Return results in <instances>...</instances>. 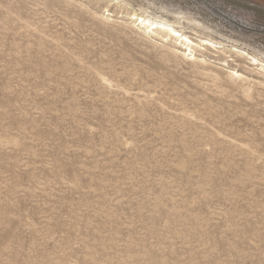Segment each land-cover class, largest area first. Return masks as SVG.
<instances>
[{"label": "rangeland", "instance_id": "374dc122", "mask_svg": "<svg viewBox=\"0 0 264 264\" xmlns=\"http://www.w3.org/2000/svg\"><path fill=\"white\" fill-rule=\"evenodd\" d=\"M134 11L217 49L184 57ZM248 56L264 0H0V264H264Z\"/></svg>", "mask_w": 264, "mask_h": 264}, {"label": "bare ground", "instance_id": "6f19581e", "mask_svg": "<svg viewBox=\"0 0 264 264\" xmlns=\"http://www.w3.org/2000/svg\"><path fill=\"white\" fill-rule=\"evenodd\" d=\"M106 13L109 14V10H107ZM108 16L113 17L114 15L111 14ZM127 21L131 23L133 22L135 28L151 38H161L163 39L161 41L163 43L169 40L174 41L180 46V48H177V51L183 52V56L191 60L196 58L197 49H200L201 51L205 50L204 47L217 49V43L212 42L211 40H201L200 42L195 41L190 35L183 30L178 29L177 26L169 21L157 20L149 15H139L135 11L128 15ZM248 59L250 60L251 66L259 67L264 70V63L260 62L257 58L248 56ZM235 76L241 77L242 75L235 73Z\"/></svg>", "mask_w": 264, "mask_h": 264}]
</instances>
